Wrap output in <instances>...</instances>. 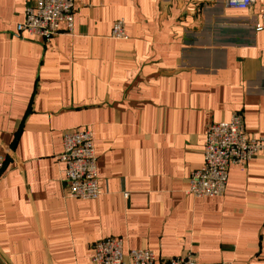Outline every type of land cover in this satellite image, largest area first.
<instances>
[{"label": "crops", "instance_id": "0c3cea01", "mask_svg": "<svg viewBox=\"0 0 264 264\" xmlns=\"http://www.w3.org/2000/svg\"><path fill=\"white\" fill-rule=\"evenodd\" d=\"M222 1L74 0L72 30L44 40L16 37L24 0H0V264H91L108 237L154 264H264V153L221 197L187 194L209 124L238 112L264 139V0ZM74 130L93 135L97 200L67 196Z\"/></svg>", "mask_w": 264, "mask_h": 264}, {"label": "built area", "instance_id": "2783aa9c", "mask_svg": "<svg viewBox=\"0 0 264 264\" xmlns=\"http://www.w3.org/2000/svg\"><path fill=\"white\" fill-rule=\"evenodd\" d=\"M255 0H223L226 7L247 10ZM74 0H24L22 22L16 25V37L38 36L44 40L58 34L60 24L72 30ZM261 22L254 31L264 30V7ZM115 40H125L124 21L114 22L110 34ZM264 153V139L248 138L241 113L232 114L228 122L211 123L205 132L202 148L203 165L189 178L187 194L193 198L221 197L225 191L230 166L245 167L258 154ZM59 161L64 165L67 196L78 200H97L100 190L94 155L93 135L88 130L66 132L62 138ZM5 158L0 155V172ZM91 264H154L153 254L140 247L124 256L122 240L108 237L91 245ZM163 264H198L191 253L171 257ZM215 264H228L225 262Z\"/></svg>", "mask_w": 264, "mask_h": 264}]
</instances>
